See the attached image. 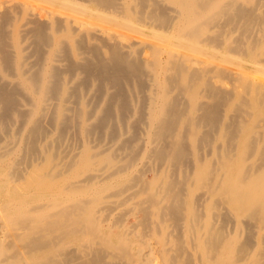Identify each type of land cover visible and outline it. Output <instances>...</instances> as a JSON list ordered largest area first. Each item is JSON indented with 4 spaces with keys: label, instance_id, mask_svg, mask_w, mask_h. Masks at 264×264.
I'll return each instance as SVG.
<instances>
[{
    "label": "bare ground",
    "instance_id": "6f19581e",
    "mask_svg": "<svg viewBox=\"0 0 264 264\" xmlns=\"http://www.w3.org/2000/svg\"><path fill=\"white\" fill-rule=\"evenodd\" d=\"M261 67L264 0H0V264H264Z\"/></svg>",
    "mask_w": 264,
    "mask_h": 264
},
{
    "label": "rangeland",
    "instance_id": "374dc122",
    "mask_svg": "<svg viewBox=\"0 0 264 264\" xmlns=\"http://www.w3.org/2000/svg\"><path fill=\"white\" fill-rule=\"evenodd\" d=\"M239 57L237 56H232L231 57V60L232 62H229V63H225V62H221V66L225 67V68H228V69H231V70H237V64L239 62ZM235 60V61H234ZM238 60V61H237ZM234 61V62H233ZM237 61V62H236ZM236 62V63H235ZM247 78L248 79H251V80H255V81H259V82H263L264 83V67H261V68H257L255 69L252 73H250L249 75H247ZM151 177V176H150ZM202 191H205V189H201V191L198 192V194ZM126 204V203H125ZM122 204V205H119V207H116V209L113 211L112 214H115L114 215V218H120V221L115 223V226L114 228L110 231V234H115V235H121L123 233H126V231H129L128 226H130L131 224H133L134 222V218L133 217H129L127 214L125 215L124 213V210L127 211L128 207L129 206L128 204ZM124 205V206H123ZM123 209V210H122ZM122 212H121V211ZM124 214V216H123ZM123 216V218L121 216ZM128 217V218H127ZM132 218V219H131ZM127 219V220H126ZM121 222V223H120ZM131 222V223H130ZM129 225H128V224ZM121 224V225H120ZM124 225V226H123ZM125 231V232H124ZM182 239H184L186 241V244L187 246H190V240L188 239V232L187 230H182ZM173 241V240H172ZM149 244H152L154 246H156L157 248H160L161 247V244L159 242V239L155 236L153 238H147L145 241H142L141 239L139 240H136V242H134V244H132V248H130L131 252H132V257L136 256L137 255V251L139 249H144L145 252H148V248H149ZM74 247H77L78 244H74L73 245ZM191 248V246H190ZM204 248V247H203ZM205 249H202V251H204ZM151 259H154V262L157 260L158 262H160L161 264L164 263V256L163 254H156V255H151L149 258H148V261L145 263V264H152V260Z\"/></svg>",
    "mask_w": 264,
    "mask_h": 264
}]
</instances>
